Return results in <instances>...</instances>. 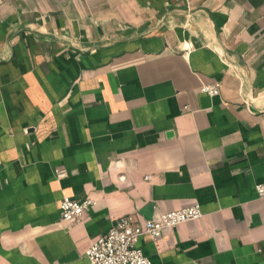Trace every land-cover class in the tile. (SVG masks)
Wrapping results in <instances>:
<instances>
[{
    "label": "crops",
    "instance_id": "obj_1",
    "mask_svg": "<svg viewBox=\"0 0 264 264\" xmlns=\"http://www.w3.org/2000/svg\"><path fill=\"white\" fill-rule=\"evenodd\" d=\"M262 182L264 0H0V264H89L114 219L192 204L151 264H264Z\"/></svg>",
    "mask_w": 264,
    "mask_h": 264
},
{
    "label": "built area",
    "instance_id": "obj_2",
    "mask_svg": "<svg viewBox=\"0 0 264 264\" xmlns=\"http://www.w3.org/2000/svg\"><path fill=\"white\" fill-rule=\"evenodd\" d=\"M219 82L205 84L201 92L209 96L219 93ZM57 176H63V170H55ZM258 198L264 199V182L254 186ZM93 205L91 199L82 201L63 198L59 204L60 219L67 224L77 223L83 214ZM203 212L199 204L174 210L167 213H155L152 218L137 222L132 216H122L113 220L108 231L92 241L84 255L89 264H151L144 255L138 242L147 236L155 244L168 231L176 226L202 218Z\"/></svg>",
    "mask_w": 264,
    "mask_h": 264
}]
</instances>
